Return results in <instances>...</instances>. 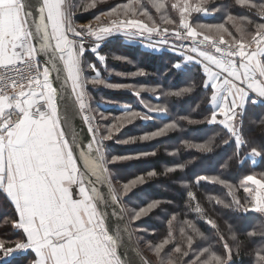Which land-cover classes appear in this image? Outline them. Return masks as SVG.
<instances>
[{
    "label": "snow or ice",
    "instance_id": "obj_1",
    "mask_svg": "<svg viewBox=\"0 0 264 264\" xmlns=\"http://www.w3.org/2000/svg\"><path fill=\"white\" fill-rule=\"evenodd\" d=\"M98 2L103 0H0V193L15 213L14 219H5L4 223H10L23 237L11 246L0 239L2 256L13 257L3 264H14L16 258L29 254L32 258L27 264H133L122 252L126 240L132 238L130 225L149 216L161 201L133 209L131 217L124 222L123 198L146 183V176L152 178L158 173L151 170L146 176L141 174L124 182L118 189L111 166L155 155V152L112 155L106 142L114 140L124 127L136 120L171 116L172 100L190 95L196 85L164 90L107 82L95 64L85 66V53L91 51L104 65L106 57L99 50L115 36L129 41L143 37L151 48L169 44L168 37L179 41L172 43L171 48L180 53L183 62L172 67L180 71L185 63L201 66L204 76L201 86L210 106L202 119L191 114L177 115L157 130L116 139L117 143L152 141L184 130L185 124L206 123L221 125L226 130L222 143L234 144L228 161L237 159L242 164L241 151L250 145L244 125L247 105L257 103L251 94L264 103V22L229 12L226 19L234 28V35L225 23L191 22L193 13L209 14L205 6L208 0H197L195 4L192 0H176L171 5L166 0H127L96 15L87 24L76 23L77 13L95 8ZM235 3L249 11L255 10V15L264 21V2L235 0ZM149 4L164 25L175 27L170 29L157 23L147 7ZM169 8L178 14V20L168 14ZM138 17H145L150 23ZM153 37L161 39L152 42ZM115 59L126 58L116 56ZM88 69L95 75L86 76ZM130 75L147 73L139 70ZM90 85L113 90L132 88L137 97L141 92L159 93L154 98L162 97L164 103L144 104L146 111L143 112L125 105L121 116L102 125L97 122V115L101 120L107 117L102 112L94 114ZM199 108L197 104L196 109ZM80 123L86 127L81 128ZM214 142L212 137L203 143L184 141L183 146L208 154L214 151ZM247 155L264 159V147L252 146ZM228 161L222 167L227 168ZM192 163L194 160L169 166L165 174L183 170ZM260 175V179L255 174L245 175L239 185L220 176L200 175L185 186L198 188L201 182L222 185L232 200L226 202L210 196V202L237 212L264 216V173ZM241 187L248 194L245 203L234 194ZM186 195L189 209L216 230L224 252H217L210 243L198 244V241H209V236L201 231L196 220L179 221L182 226L178 239L173 229L178 217L173 214L167 221L166 236L156 244L147 243L156 257L155 264H232L243 242L228 225L230 239L235 242L230 246L218 224L206 216L205 209L197 202L196 192L189 190ZM245 238L253 243L254 264H264V223L245 233ZM139 255L141 264H154Z\"/></svg>",
    "mask_w": 264,
    "mask_h": 264
},
{
    "label": "trees",
    "instance_id": "obj_2",
    "mask_svg": "<svg viewBox=\"0 0 264 264\" xmlns=\"http://www.w3.org/2000/svg\"><path fill=\"white\" fill-rule=\"evenodd\" d=\"M85 2H88V0H85ZM126 2L127 0H103V2H98L96 7L89 11L77 13V21L86 22L93 20L96 15ZM174 2L176 0H166V3L169 5ZM196 2L197 0H192L193 4ZM254 2L261 3L264 0H254ZM205 6L209 9L211 15L193 13L191 17L193 24L225 23L229 31H232L235 35L234 28L226 19L229 12L236 16L247 15L256 22H264L260 17L255 15V10L249 11L247 8L236 4L235 0H208ZM147 7L154 19L162 27H169L170 29L175 27V25H164L155 9L150 4ZM215 9L221 10L215 11ZM168 14L173 19L178 20V14L171 8H169ZM142 19L150 23L145 17H142ZM211 35H214V33ZM228 38L225 34V39ZM99 51L100 54L106 57V63L102 65L95 54L87 51L85 53L86 66L88 64H95L100 70L111 67L116 72L128 74L124 78L110 77L107 79L109 83L129 84L136 88L141 86L161 87L164 90H178L193 83L196 85L195 90L190 95L182 99L172 100L171 116H157L152 121L136 120L133 124L124 127L114 140L106 142L107 150L112 155L155 152V155H148L140 159L117 163L111 166L114 182L118 189L124 182H128L141 174H145L146 176V173L151 170H156L158 173L156 177L148 178L146 176V183L138 185L128 196L123 198V203L128 211V217H131L133 209L146 206L152 201H161L160 206L153 210L149 216L132 224L143 255L155 264L156 257L147 247V243L156 244L166 236L169 230L167 221L173 214H176L178 217V221L173 222L174 234L178 239L179 227L182 226L179 221L183 219L196 220L201 231L209 236V241H198V244L200 246H207L210 243L217 252H224L223 242L216 234V230L212 229L205 219H198V214L189 209V198L186 194L189 190H192L196 192L197 202L205 209L206 216L218 224L220 233L225 236L229 245L233 246L235 242L230 239L231 233L228 231V225L232 226V232L237 235L238 240L243 242L239 255L234 254L232 264H254V257L251 254L253 243L246 240L245 233L257 229L261 223H264V216L254 212L246 214L237 212L224 208L222 205H216L214 201L210 202L208 199L210 196L219 197L226 202L232 200V196L228 195V190L222 185L201 182L198 188L191 189L185 185L190 184L200 175L220 176L234 185H239L245 175L255 174L258 178H262L260 174L264 173V159L257 157L258 160L253 163V157H248L247 153L250 152L252 146L264 147V123H262L264 121V103L257 102L247 105L244 131L246 137L250 140V145L241 151L240 158L243 159L242 164L237 159L228 161V158L233 154L234 144L224 145L222 143L226 137V130L221 125H209L206 123L196 125L185 124L184 130L171 132L164 137L152 141L137 142L129 145L117 143L116 139L140 136L144 133L157 130L165 123L171 122L177 115L191 114L193 118L202 119L203 116L208 114L210 106L206 104V93L201 86L204 79L201 66L194 63H185L184 69L180 71L172 67L177 62H183V57H181L178 51L157 52L144 48L139 44L127 43L120 37L105 42ZM116 56L125 57L126 59L117 60L115 59ZM139 70H143L147 75H130ZM90 74L95 73L91 69H88L85 75L90 77ZM89 90L93 101L98 102V104L101 103V93L106 94L110 98L109 100L117 103L115 107L108 110L100 107V111L107 117L106 120H101L99 116L98 122L102 125L109 124L113 122L114 117L121 116L125 105L132 110L146 111L144 104L141 101L137 102L134 98L135 94L133 90H105L102 87L96 88L91 85L89 86ZM156 95H159V93L141 92L140 98H143L149 104L164 103L162 97L160 100H156L154 98ZM197 104H200L199 109H196ZM193 109L196 110L193 111ZM101 130L103 132V128ZM217 133L219 134L217 135ZM212 137H215L214 151L212 153L202 154L195 149H187L183 146L184 141L203 143ZM189 160H194V163L187 165L183 170L165 174L167 167L182 163L186 164ZM226 161H228L229 166L224 168L222 166ZM234 194L236 198L240 199L241 203H245L248 199V194L243 191L242 187L238 191H235ZM14 218L13 206L6 200L4 194L0 193V239H3L8 246H11L18 239H23L19 230L13 228L10 223H4L5 219L10 220ZM256 242H259V238H256ZM170 248L171 245L169 246ZM233 251L235 253V248H233ZM31 258V254L20 256L14 260V264H27V261ZM4 260H13V257H3L2 253H0V264H3Z\"/></svg>",
    "mask_w": 264,
    "mask_h": 264
},
{
    "label": "rangeland",
    "instance_id": "obj_3",
    "mask_svg": "<svg viewBox=\"0 0 264 264\" xmlns=\"http://www.w3.org/2000/svg\"><path fill=\"white\" fill-rule=\"evenodd\" d=\"M118 1H126V0H118ZM139 18H142V17H139ZM75 19L77 20V15H76V17H75ZM103 19V18H102ZM88 23V21H86V22H84V24H87ZM179 41H175V43H178ZM185 44L187 43V41H185L184 42ZM106 63V62H105ZM86 66V65H85ZM98 69V68H97ZM100 72H101V76L107 81V79H109L110 77H122V78H124V77H127V75H124V76H121V75H117V73H119V72H116L115 70H113L111 67H107V68H102L101 70L100 69H98ZM95 74H90V77H92V76H94ZM87 76V75H86ZM108 82V81H107ZM96 88L97 87H102L103 89H109V88H107V87H105V86H103V85H101V86H95ZM134 87V86H133ZM136 88V87H135ZM138 89V88H137ZM110 90H113V89H110ZM122 90V89H121ZM126 90H128V91H131L132 90V88H128V89H126ZM89 94H90V97H91V106H92V109H93V112H94V114L95 113H99V112H101L100 111V107H103L104 109H111V108H113V107H115L116 105H117V103L116 102H114V101H112V100H109L110 98H108L107 97V95L106 94H104V93H101V103L100 104H98V102H96V101H93V98H92V96H91V93H90V90H89ZM134 95V94H133ZM134 98L136 99V101L137 102H142L143 104H149V103H147L143 98H140V96L139 97H137L136 95H134ZM124 105V104H123ZM105 116V115H104ZM98 118H99V115H97V117H96V119H97V122H98ZM99 123V122H98ZM102 131V130H101ZM123 205H124V203H123ZM124 207H125V205H124ZM125 209H126V211H127V208L125 207ZM127 213H128V211H127ZM133 227V226H132ZM133 231H134V229H133ZM134 233H135V231H134ZM135 237H136V240H137V236L135 235ZM137 243H138V245H139V242L137 241ZM140 247V246H139Z\"/></svg>",
    "mask_w": 264,
    "mask_h": 264
},
{
    "label": "water",
    "instance_id": "obj_4",
    "mask_svg": "<svg viewBox=\"0 0 264 264\" xmlns=\"http://www.w3.org/2000/svg\"><path fill=\"white\" fill-rule=\"evenodd\" d=\"M79 126L81 128H85L86 127L83 123H80ZM123 207H124V205H123ZM113 210L114 209L110 208V211H113ZM115 210H118V209H115ZM124 210H125L124 211V215H125V221L124 222H127V219L129 217H128V214H127V211H126L125 207H124ZM110 223H111V221H110ZM129 230L132 232V238H131V240H126V246H125V248L122 249V252H125L127 254V258L132 260L133 264H141L140 255L139 254L143 255V253H142V251H141V249H140V247H139V245L137 243V240H136L135 233L133 231L132 225H130Z\"/></svg>",
    "mask_w": 264,
    "mask_h": 264
},
{
    "label": "crops",
    "instance_id": "obj_5",
    "mask_svg": "<svg viewBox=\"0 0 264 264\" xmlns=\"http://www.w3.org/2000/svg\"><path fill=\"white\" fill-rule=\"evenodd\" d=\"M208 15H211V13H209ZM142 19V18H141ZM147 23V22H146ZM117 37H120V38H123L125 40V42L127 43H131V44H139L140 46L144 47V48H147V49H150V50H153V51H157V52H162V51H173L172 48H171V44L172 43H175V39L173 37H168L169 39V44L167 45H163V46H159L157 45L156 48H151V47H148V44H149V41L144 39L143 37L139 38L138 40L136 41H129L127 40L126 38H124L123 36H115L111 39H114V38H117ZM159 39H161L160 37H153L152 38V42H156L158 41ZM180 43V42H179ZM189 42L187 41L186 44H188ZM251 99L253 100H257V102H260V98L256 97L255 94H251ZM252 160H254L255 162L258 160L257 157H253ZM258 178V177H257ZM260 179V178H258Z\"/></svg>",
    "mask_w": 264,
    "mask_h": 264
},
{
    "label": "built area",
    "instance_id": "obj_6",
    "mask_svg": "<svg viewBox=\"0 0 264 264\" xmlns=\"http://www.w3.org/2000/svg\"><path fill=\"white\" fill-rule=\"evenodd\" d=\"M75 20H76V19H75ZM91 21H93V20L88 21V23L91 22ZM76 23H78V24H84V22H79V21H77V20H76Z\"/></svg>",
    "mask_w": 264,
    "mask_h": 264
}]
</instances>
